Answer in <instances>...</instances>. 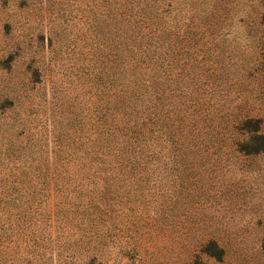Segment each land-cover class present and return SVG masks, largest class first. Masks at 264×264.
<instances>
[{"label":"rangeland","instance_id":"obj_1","mask_svg":"<svg viewBox=\"0 0 264 264\" xmlns=\"http://www.w3.org/2000/svg\"><path fill=\"white\" fill-rule=\"evenodd\" d=\"M138 19L164 22L172 82L190 81L177 75L181 67L213 70L202 79H214L212 99L224 103L212 118L215 140L186 165L195 174L184 177L185 189L172 173L139 182L124 219L132 222L64 228L57 262L264 264V151L238 150L240 141L256 145V121L264 135V0H0V264H22L26 254L13 244L16 212L54 207L42 175L50 149L65 147L68 168L86 161L117 64L108 57L123 35L148 31ZM86 182L58 181V207L80 211Z\"/></svg>","mask_w":264,"mask_h":264},{"label":"trees","instance_id":"obj_2","mask_svg":"<svg viewBox=\"0 0 264 264\" xmlns=\"http://www.w3.org/2000/svg\"><path fill=\"white\" fill-rule=\"evenodd\" d=\"M138 24L148 31L123 35L122 49L108 57L112 62L116 59L117 64L113 68L111 64L106 74L102 126L98 128L96 119L86 161L68 168L65 147L51 148L50 162L43 166L42 175L51 183L46 195L52 198L53 209L46 213L25 211L14 215L17 223L12 233L20 240H14L13 244L16 247L22 244L26 251L20 256L22 264H61L57 262L61 255L58 240L65 235L64 228H79L84 221L86 227L132 222V218L124 219L129 217L127 211L135 208V190L143 186L139 182L153 177L163 180L172 173L178 179L177 191L185 189L184 177L189 176L193 182L191 176L195 174V166L191 169L186 165L201 158L202 143L211 144L215 140L210 129L212 118L224 103L215 105L212 99L218 87L214 79L206 82L202 79L203 74L207 78L213 76V70L181 67L177 75L186 74L190 81L172 82L170 76L175 70L168 66L164 22L138 19L135 26ZM261 70L264 79V67ZM230 127L238 130L237 124L231 123ZM259 130L256 121L257 143L253 149L240 141L238 150L247 154L264 151V135ZM231 143L238 145L236 139ZM159 165L161 169L155 171ZM69 178L92 183L86 189V199L79 200L80 211L58 207V181ZM77 190L80 193L82 189ZM122 211L126 212L117 219ZM89 242L85 239L84 246ZM69 245L68 242L65 257L69 255ZM89 252L91 249L86 253L87 259L94 260L96 253ZM220 254L222 251L218 249Z\"/></svg>","mask_w":264,"mask_h":264}]
</instances>
